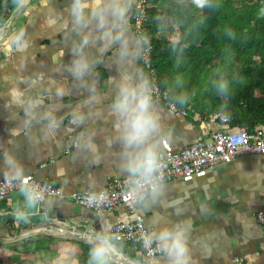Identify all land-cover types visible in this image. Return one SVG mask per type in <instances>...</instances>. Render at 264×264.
I'll list each match as a JSON object with an SVG mask.
<instances>
[{
	"label": "crops",
	"instance_id": "0c3cea01",
	"mask_svg": "<svg viewBox=\"0 0 264 264\" xmlns=\"http://www.w3.org/2000/svg\"><path fill=\"white\" fill-rule=\"evenodd\" d=\"M135 1L119 0L126 8L118 17L109 7L114 0H86L79 26L73 20L75 0H30L15 16L9 37L0 43V180L31 176L60 188L61 196L37 202L27 190L13 192L1 202L0 238L25 232L35 212H50L53 220L94 238L140 217L148 232L186 229V264H264V232L256 220L257 212L264 213V156H239L192 180L165 181L132 212L121 207L97 215L66 199L130 175L126 152L135 149L126 148L114 100L121 82L147 81L151 89L133 33ZM174 4L161 1L154 16V37L172 43L183 32L172 27L167 10ZM11 12L0 17L1 35ZM77 59L87 62L83 72L74 68ZM152 106L160 117L151 138L158 153L163 142L180 151L222 128L212 115L202 117L190 107L177 105L185 110L182 115L164 103ZM91 248L42 233L0 243V264H89ZM116 248L136 264H172L167 251L149 259L135 245ZM108 264L117 263L109 257Z\"/></svg>",
	"mask_w": 264,
	"mask_h": 264
},
{
	"label": "trees",
	"instance_id": "16d2710c",
	"mask_svg": "<svg viewBox=\"0 0 264 264\" xmlns=\"http://www.w3.org/2000/svg\"><path fill=\"white\" fill-rule=\"evenodd\" d=\"M18 1L0 0V17L7 19ZM161 1L170 0H149L145 33L162 90L202 117L228 115L233 129L264 127V0H174L167 11L183 31L175 43L154 37Z\"/></svg>",
	"mask_w": 264,
	"mask_h": 264
},
{
	"label": "built area",
	"instance_id": "2783aa9c",
	"mask_svg": "<svg viewBox=\"0 0 264 264\" xmlns=\"http://www.w3.org/2000/svg\"><path fill=\"white\" fill-rule=\"evenodd\" d=\"M150 8L149 0H136L133 17V33L141 44L139 61L142 70L151 82V95L156 104L164 103L172 112L185 115V110L167 99L160 86L157 71L153 66V42L145 33L147 11ZM214 121H219L222 128L212 133L207 140L198 141L180 151H175L170 144L163 142V150L159 153L162 164L158 184L174 179L184 181L203 175L207 169L219 163H229L239 156H264V127H257L249 131L245 127L233 129L230 117L222 112L213 114ZM128 176L111 177L103 189L74 192L67 196L73 204L86 208L97 215L114 212L121 207L130 212L135 206L145 200L147 196L137 194L133 196L129 187ZM27 190L37 202H43L51 196H61L58 187L45 182L36 181L33 177L5 178L0 180V202L13 192ZM102 195L103 199H97ZM256 220L264 232V213L257 212ZM148 230L140 217L132 222L118 223L110 228L109 234L114 242L127 243L140 247L144 256L153 259L162 253L157 243L146 247L143 237Z\"/></svg>",
	"mask_w": 264,
	"mask_h": 264
},
{
	"label": "clouds",
	"instance_id": "9594fccd",
	"mask_svg": "<svg viewBox=\"0 0 264 264\" xmlns=\"http://www.w3.org/2000/svg\"><path fill=\"white\" fill-rule=\"evenodd\" d=\"M87 7L86 0H75L72 8L74 25L79 26L84 23V9ZM109 7L118 17L125 14L126 5L119 0H114ZM84 42L87 43V40L85 39ZM87 66V62L83 59L74 61L77 73L83 72ZM152 105L153 98L147 81L137 84L130 81L121 82L114 106L118 117L122 118V135L126 148L135 149L126 152L127 159L124 164V168L130 173L129 187L133 196L154 194L159 188L158 179L162 164L151 138L160 128V117ZM117 127H121V124L118 123ZM97 199H103L102 195H98ZM185 232L186 229L181 225H176L174 228L166 226L158 232H147L143 240L146 247L155 240L158 247L167 251L172 257V264H186ZM115 250L114 237L107 229L98 232L90 249L89 264H108L109 257Z\"/></svg>",
	"mask_w": 264,
	"mask_h": 264
},
{
	"label": "water",
	"instance_id": "95a60500",
	"mask_svg": "<svg viewBox=\"0 0 264 264\" xmlns=\"http://www.w3.org/2000/svg\"><path fill=\"white\" fill-rule=\"evenodd\" d=\"M29 1L30 0H21L18 5L14 7L10 15V20L6 33L1 35L2 33L0 32V43L4 42V40L9 37L15 16L19 13V11L25 8ZM27 221L28 229L25 232H22L21 234L13 238H0V243L16 244L28 240L29 238L35 237L39 234L46 233L52 236L73 240L89 247L93 246L94 237H91L88 234H82L80 232H77L72 226L67 225L65 222L53 220L50 212H35L34 214L29 215ZM50 228L59 229L63 233L60 235L51 233L49 231ZM110 258L117 264H136L125 258L117 248L112 253Z\"/></svg>",
	"mask_w": 264,
	"mask_h": 264
},
{
	"label": "bare ground",
	"instance_id": "6f19581e",
	"mask_svg": "<svg viewBox=\"0 0 264 264\" xmlns=\"http://www.w3.org/2000/svg\"><path fill=\"white\" fill-rule=\"evenodd\" d=\"M49 231L54 234H62L63 232L56 228H50Z\"/></svg>",
	"mask_w": 264,
	"mask_h": 264
}]
</instances>
